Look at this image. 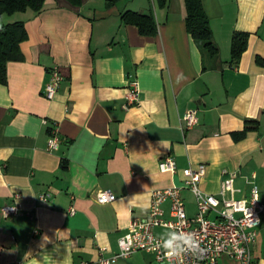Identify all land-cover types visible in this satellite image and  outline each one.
Here are the masks:
<instances>
[{
  "label": "crops",
  "instance_id": "crops-1",
  "mask_svg": "<svg viewBox=\"0 0 264 264\" xmlns=\"http://www.w3.org/2000/svg\"><path fill=\"white\" fill-rule=\"evenodd\" d=\"M107 1L44 0L39 13L0 14V27L22 22L27 32L22 59L7 63L0 84V209L15 194L21 205L17 215L0 214V264H92L109 256L130 220L145 217L150 192L180 185L187 167H205L199 188L209 194L218 193L223 170L236 171L237 199L249 197L254 174L264 202V68L255 64L264 58V0H201L218 49L215 68L205 71L186 32L184 0L162 8L157 0ZM126 11L152 13L155 36L124 24ZM235 32L248 34L247 48L231 62ZM54 67L63 80L49 101L43 89ZM133 79L137 105L125 99ZM189 110L197 125L186 130L181 117ZM246 122L255 129L240 138ZM52 129L59 145L50 152ZM167 156L173 174L159 171ZM97 190L116 198L100 205ZM43 193L48 200H39ZM182 197L192 215L191 194ZM163 209L168 217V202ZM252 258L264 264V213ZM116 264L160 263L137 252ZM218 264L237 263L222 256Z\"/></svg>",
  "mask_w": 264,
  "mask_h": 264
},
{
  "label": "built area",
  "instance_id": "built-area-1",
  "mask_svg": "<svg viewBox=\"0 0 264 264\" xmlns=\"http://www.w3.org/2000/svg\"><path fill=\"white\" fill-rule=\"evenodd\" d=\"M63 80L58 68L50 70V78L43 89L44 97L51 101ZM139 85L136 79L129 82L126 101L130 105L138 104ZM184 129L189 130L197 125L195 110H189L181 117ZM56 129H52L47 140V151H55L59 145ZM159 171L175 172L174 161L169 157L160 159ZM184 179L180 185H172L150 192V203L144 218H133L126 232L118 238V250L109 256L100 255L92 264H116L137 252L152 254L160 264H179V260L169 258L162 248L157 247L161 237L154 234L156 228L171 231L193 233L202 251L186 254L183 264H218L222 256L234 260L237 264H253L252 247L258 234L261 215L264 213V202H259V189L254 184L255 175L250 176V194L248 198H235L238 192L234 181L236 171L223 170L220 188L217 194H209L199 188L205 174V167H187L182 170ZM183 191L191 194L194 213L186 212ZM49 194L39 195V200L46 201ZM19 194L14 195V202L0 209L3 218L17 215L21 210ZM115 195L108 190H97L94 201L100 205L111 203ZM169 203L168 217L165 216L163 204ZM70 213L73 210L70 209ZM162 243V240H161Z\"/></svg>",
  "mask_w": 264,
  "mask_h": 264
},
{
  "label": "trees",
  "instance_id": "trees-1",
  "mask_svg": "<svg viewBox=\"0 0 264 264\" xmlns=\"http://www.w3.org/2000/svg\"><path fill=\"white\" fill-rule=\"evenodd\" d=\"M73 6H79L81 0H67ZM120 0H108L106 6L111 7ZM165 0H157L158 7L165 5ZM186 19L185 28L199 49L202 56V70L214 69L218 60V49L213 42L209 21L203 10L201 0H184ZM44 0H0V14L11 15L17 12L31 11L39 13L43 9ZM124 24L135 26L142 36L153 37L156 26L152 13L139 14L126 11L120 16ZM248 34L235 32L231 37V62L237 61L247 48ZM27 39V32L22 22L0 27V84L6 83V65L10 61L22 59L20 44ZM209 61L210 63H207ZM255 64L264 68V58L256 57ZM253 123L246 122L240 138L245 132L255 129Z\"/></svg>",
  "mask_w": 264,
  "mask_h": 264
},
{
  "label": "clouds",
  "instance_id": "clouds-1",
  "mask_svg": "<svg viewBox=\"0 0 264 264\" xmlns=\"http://www.w3.org/2000/svg\"><path fill=\"white\" fill-rule=\"evenodd\" d=\"M157 247L162 248L167 257L178 259L179 264H183V258L186 254L202 251L194 234L183 231L165 233L161 237L160 242L157 243Z\"/></svg>",
  "mask_w": 264,
  "mask_h": 264
},
{
  "label": "rangeland",
  "instance_id": "rangeland-1",
  "mask_svg": "<svg viewBox=\"0 0 264 264\" xmlns=\"http://www.w3.org/2000/svg\"><path fill=\"white\" fill-rule=\"evenodd\" d=\"M186 199H187V201H188V202H189V204H190V203H191V198H189V197L187 198V197H186ZM190 208H191V206H189V208H188V209H190Z\"/></svg>",
  "mask_w": 264,
  "mask_h": 264
}]
</instances>
